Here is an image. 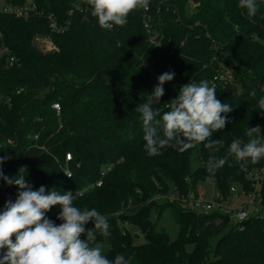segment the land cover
Listing matches in <instances>:
<instances>
[{
	"label": "trees",
	"instance_id": "obj_1",
	"mask_svg": "<svg viewBox=\"0 0 264 264\" xmlns=\"http://www.w3.org/2000/svg\"><path fill=\"white\" fill-rule=\"evenodd\" d=\"M6 1L34 2L40 12L28 18L0 13V47L7 46L17 58L12 66L6 65V56L0 58V137L15 139V146L3 150L11 159L0 165L8 177L26 173L33 190L43 185L46 194L86 189L73 204L108 218L110 236L97 234L96 243L110 260L123 254L128 264H264V217L234 225L223 214L184 210L164 199L176 191H195L209 179L225 196L233 185L248 189V174L264 165V157L249 161L242 171V162L231 156L213 175L207 171L213 153L203 143L183 152L165 147L149 156L141 114L135 111L146 103L157 78L174 72L160 103L152 106L161 110L153 121L158 135L163 137L162 114L170 100L181 86L201 80L215 86L217 99L234 109L221 114L231 123L213 133L211 139L224 141L214 155L225 156L235 139L247 142L248 127L260 125L264 135L258 109L264 97V0H256L254 17L238 7L239 0H149L146 19L158 44L150 41L142 9L130 13L125 26L105 30L86 1ZM189 1L198 2V8L187 12ZM50 13L71 20L65 33L51 31ZM47 35L58 51L36 45L37 36ZM227 55L235 63L232 77L226 86H217L215 76L221 63H229ZM54 103L60 104L59 112ZM68 152L72 159L66 161ZM193 158L200 161L195 169ZM16 198L15 186L0 190V212ZM166 209L178 226L175 238L159 225ZM59 211L54 206L46 217L59 225ZM92 227L90 221L86 228ZM6 251L0 250V257Z\"/></svg>",
	"mask_w": 264,
	"mask_h": 264
},
{
	"label": "clouds",
	"instance_id": "obj_2",
	"mask_svg": "<svg viewBox=\"0 0 264 264\" xmlns=\"http://www.w3.org/2000/svg\"><path fill=\"white\" fill-rule=\"evenodd\" d=\"M86 3L91 7V15L97 18L99 27L105 30L125 26L130 13L149 7V0H86ZM238 7L246 10L248 17H254L258 12L256 0H239ZM174 76V72L161 74L152 94L146 96V103L138 104L135 109L141 114L144 148L149 156L160 155V150L165 147L183 152L203 143L213 153L207 161V171L213 175L231 156L242 162V171L246 170L249 161L255 164L264 157V135L260 125L247 128V142L235 139L225 156L214 155L224 148V141L211 139L213 133L231 123L221 114L234 109L217 99L215 86L210 87L207 80L181 86L176 98L170 100L169 110L162 114L163 137L158 135L153 121L161 110H154L152 106L160 103L165 94L164 84L172 81ZM250 95L255 97V91ZM258 109L264 118V97L259 99ZM9 159L11 157L7 155L0 157V165ZM25 177L26 173L18 171L9 178L0 171L4 183L17 188L15 201L7 200L0 212V250L7 249L0 257V264H128L123 254H117L114 260H110L96 243L97 234L110 236V225L105 215L94 208L81 210L74 206L78 193L74 196L71 192L61 194L52 189L46 194V186L43 185L33 190ZM57 205L60 207L57 219L62 221L59 225L46 217V213ZM90 221L94 227L86 228Z\"/></svg>",
	"mask_w": 264,
	"mask_h": 264
},
{
	"label": "built area",
	"instance_id": "obj_3",
	"mask_svg": "<svg viewBox=\"0 0 264 264\" xmlns=\"http://www.w3.org/2000/svg\"><path fill=\"white\" fill-rule=\"evenodd\" d=\"M86 0H82L85 2ZM75 8L79 9L80 4H75ZM143 15L145 17L144 23L147 31L150 33V41L154 44H158L159 40L152 34L153 30L148 19H146L149 12V7L147 9H142ZM0 13L12 14L17 18H28L31 15L40 14L36 3H29L23 6L13 5L9 2H0ZM69 14L72 16L74 14V9H71ZM49 27L53 33L63 34L65 33L69 26L71 25V20H60L58 16L54 13L48 14ZM42 39L39 47L46 52H54L59 50V46L55 43L51 35L41 36ZM6 56V65L12 66L17 62V58L14 54H11V50L7 46L0 47V58ZM232 77V70L228 72L227 79L225 83L229 81ZM53 107L60 111V104L54 103ZM35 138L38 135L34 136ZM7 145L15 146V139L10 137H0V157H4V148ZM66 161L72 159V154L70 152L65 155ZM109 169V168H108ZM0 171L4 175L8 176L4 172V168L0 167ZM106 170L102 172L105 174ZM65 173L67 176H71V170L66 166ZM248 189L244 188L243 185H233L231 186V191L228 196H225L222 192L218 191L212 194L210 197L201 196L204 190L197 189L195 191H190L188 193H177L174 192L164 197L171 203L178 204L184 210H192L202 214H213L219 213L228 217L230 223L234 225H240L243 221L248 220L252 217H264V165L255 168L248 174ZM213 181L212 179H209ZM214 182V181H213ZM102 181L99 180L97 185H101ZM90 187H93L91 185ZM13 186H7L2 178H0V190L6 192L12 189ZM75 191L71 192L74 196L78 193V196L82 195L85 191ZM159 199H163L162 196Z\"/></svg>",
	"mask_w": 264,
	"mask_h": 264
},
{
	"label": "rangeland",
	"instance_id": "obj_4",
	"mask_svg": "<svg viewBox=\"0 0 264 264\" xmlns=\"http://www.w3.org/2000/svg\"><path fill=\"white\" fill-rule=\"evenodd\" d=\"M0 2H7L6 0H0ZM199 3L198 2H192L189 1L187 4V12L191 9L196 10V8H198ZM41 36H37L35 38V43L36 45H40L42 42L43 38H40ZM227 60H229V63H221V68H219L217 75L215 76V80L218 82V84H216L217 86H226L227 83L226 80L227 79V74L228 72H230V70H232L235 65L233 59L231 58V56L227 55ZM200 164V161L196 158H193L192 160V168L195 169L198 165ZM13 189V188H12ZM198 189L204 190V193L201 195L203 197H210L212 194L217 192V186L216 184L211 181V180H206L204 182H200L198 185ZM160 197V196H159ZM158 197V198H159ZM157 198V199H158ZM168 201V200H167ZM169 202V201H168ZM171 203V202H170ZM158 217L157 214H153V218L156 219ZM158 219V218H157ZM159 225H163L166 230L168 231L169 235L171 236V238H175L177 233H178V226L175 223L171 212L169 209H166L163 213L162 216L159 219ZM218 238H215L213 240V243L216 242ZM140 240V239H139Z\"/></svg>",
	"mask_w": 264,
	"mask_h": 264
}]
</instances>
